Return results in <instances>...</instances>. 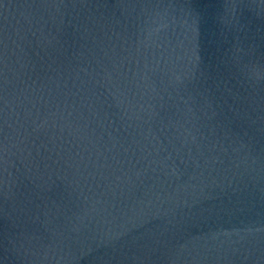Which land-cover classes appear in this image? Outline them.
I'll list each match as a JSON object with an SVG mask.
<instances>
[{
  "label": "water",
  "instance_id": "95a60500",
  "mask_svg": "<svg viewBox=\"0 0 264 264\" xmlns=\"http://www.w3.org/2000/svg\"><path fill=\"white\" fill-rule=\"evenodd\" d=\"M0 264H264V0H0Z\"/></svg>",
  "mask_w": 264,
  "mask_h": 264
}]
</instances>
